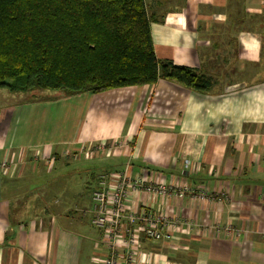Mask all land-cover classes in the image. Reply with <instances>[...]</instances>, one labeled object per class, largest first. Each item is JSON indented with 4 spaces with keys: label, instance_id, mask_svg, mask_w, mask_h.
Returning <instances> with one entry per match:
<instances>
[{
    "label": "crops",
    "instance_id": "obj_1",
    "mask_svg": "<svg viewBox=\"0 0 264 264\" xmlns=\"http://www.w3.org/2000/svg\"><path fill=\"white\" fill-rule=\"evenodd\" d=\"M145 4L157 59L213 87L159 80L15 100L22 94L0 89V106L13 105L0 114V264H104L110 248L92 224V195L126 167L191 190L131 193L133 211L194 224L170 240L142 237L137 264H264V0Z\"/></svg>",
    "mask_w": 264,
    "mask_h": 264
},
{
    "label": "trees",
    "instance_id": "obj_2",
    "mask_svg": "<svg viewBox=\"0 0 264 264\" xmlns=\"http://www.w3.org/2000/svg\"><path fill=\"white\" fill-rule=\"evenodd\" d=\"M159 80L199 93L214 85L157 59L145 0H0V89L73 97Z\"/></svg>",
    "mask_w": 264,
    "mask_h": 264
},
{
    "label": "built area",
    "instance_id": "obj_3",
    "mask_svg": "<svg viewBox=\"0 0 264 264\" xmlns=\"http://www.w3.org/2000/svg\"><path fill=\"white\" fill-rule=\"evenodd\" d=\"M188 167V162H185ZM145 193L154 197H168L174 194L183 198L191 193L187 184L166 186L156 182L149 175L133 178L128 167L113 175L102 177L99 188L92 195V224L102 230L109 243L110 253L104 264H137V254L141 237L150 241L170 240L174 231H191L194 224L179 218L157 214L153 210L133 211L128 208L131 193ZM205 195V194H204ZM221 199L225 195L220 194ZM205 228L207 227L206 224ZM207 229L219 234L220 226ZM232 234L231 226L223 229Z\"/></svg>",
    "mask_w": 264,
    "mask_h": 264
},
{
    "label": "rangeland",
    "instance_id": "obj_4",
    "mask_svg": "<svg viewBox=\"0 0 264 264\" xmlns=\"http://www.w3.org/2000/svg\"><path fill=\"white\" fill-rule=\"evenodd\" d=\"M57 93H59V92H57ZM51 93H47V92H44V93H40L39 92V94L38 95H41V96H43V97H45V96H48V95H50ZM32 92H30V93H27V94H22V95H18V97H13V98H11V100H15V99H17V98H24V99H28V98H30V97H32ZM23 100V99H22ZM21 100V101H22ZM3 105L5 104L4 102H1ZM1 105V104H0ZM13 105H11V104H9V105H7V106H5V107H2V106H0V114L1 115H4L5 113H9V112H11V110H12V107ZM141 239H143L142 237H141Z\"/></svg>",
    "mask_w": 264,
    "mask_h": 264
}]
</instances>
